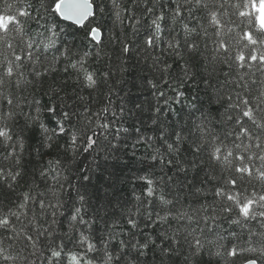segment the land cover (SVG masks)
<instances>
[{
    "label": "trees",
    "instance_id": "16d2710c",
    "mask_svg": "<svg viewBox=\"0 0 264 264\" xmlns=\"http://www.w3.org/2000/svg\"><path fill=\"white\" fill-rule=\"evenodd\" d=\"M46 2L51 3L52 0ZM30 3L32 16L20 17L23 34L13 32L9 36L16 53L23 57L21 71L24 77L16 75L6 79L5 85L0 88L13 99L12 110L17 114L14 122L9 121L13 126L12 143H15L16 134H21L24 145L23 149L19 146L15 148L16 154L21 157L22 176L12 190L7 187L10 181H0V208L5 211L9 207L14 208V202H19L25 191L35 201L43 199L49 206L42 212L38 204L30 203L27 216L13 221L19 236L0 230V247L16 258L10 261L0 258V264H48L51 258L49 247L59 245H63V253L86 256L92 260V264H104L105 248L116 257L123 253L124 258L119 264H185L191 252L189 242H193L194 237L205 244L202 253L194 259V264H224L223 259L209 254L210 251L215 252L217 242L226 248L237 246L241 250L259 248L264 244V236L259 235L264 228L259 220L232 224L230 221L235 217V212L232 216L218 214L220 202L214 197L213 189L229 173L219 165L212 164L207 152H201L197 157L192 151L193 141H198L201 135L197 126L205 118V127L212 129L213 134H218L222 139L226 133L238 131V126L226 119L229 114L235 116V110L228 108L229 95L233 100L238 93L254 99L264 89V73L255 68L239 69L231 61L229 67L224 62L225 57L215 53L213 41L217 39L214 35L216 29L209 24L208 9L185 4L184 0H119L120 8L124 11L121 19L117 20L111 0H95L96 5L105 11L100 12L96 7L95 16L83 27L51 13L47 15L46 19L56 24L57 33L54 37L56 46L49 51L40 43L41 37L35 35L37 32H44L45 37L51 35L39 28L35 20L37 12L44 15L43 10L39 7V0H30ZM178 3L183 5V14L173 24L171 17ZM7 4L12 5L13 14L18 8L27 7L25 0H0V10L6 11ZM148 8L154 11L150 13ZM221 11L230 13L231 9L226 7ZM161 12L168 18L162 22L165 28L162 38L157 41L156 47L146 48L144 40L153 30L151 19ZM228 19V16L221 15L222 22L227 23ZM185 23L197 30L190 37L199 44V51L193 56H189L185 47ZM97 25L102 33L100 45H96L89 35L90 27ZM134 27L138 31H134ZM204 29H207V35ZM32 38L40 46L28 49L27 42ZM173 38L180 41L182 57L168 48L167 41ZM224 39L228 40L229 37L224 36ZM121 40L134 45L130 53L121 52ZM65 48L69 50L67 58L61 55ZM56 49H60V52ZM29 51L33 54L32 61L27 58ZM85 51L91 53L85 58V67L95 72L96 84L92 88L85 86L77 70L66 68L70 63L79 61ZM0 53V63L4 62V55L14 59L11 51L2 45ZM231 55L234 56L235 51ZM54 56L57 57L55 62ZM36 57H39L38 61ZM186 64L189 65L187 77L184 74ZM49 65L54 66L55 71L45 74L44 69ZM165 65L170 67L162 72ZM34 68L42 75L35 76ZM18 79L20 82L17 85ZM150 80L157 87L153 88ZM245 83L247 88L243 87ZM17 102L19 107L15 106ZM0 108L8 111L6 101L0 100ZM49 108H53L54 112H49ZM36 109L40 110L39 122L26 126L25 114L36 115ZM63 112H69L71 119L63 120ZM153 120H156L155 124ZM39 123L44 124L49 135L55 133L51 140L46 139ZM61 123L66 129L64 134L59 133L58 125ZM103 123H108L109 128L103 129ZM246 126L251 127L250 123ZM161 129L167 142L174 143L175 133H182L178 153L167 151L165 139H161ZM73 131L78 135L76 151L69 150ZM89 136L96 140V144L84 151ZM233 139L228 137L226 143L231 145ZM244 142L247 143V140ZM157 150L165 161L173 159L179 167L177 163L162 166L159 161H153L151 156L157 154ZM5 154L4 148L0 147V167L5 171H15V158L5 160ZM194 159L198 165L195 168L191 166ZM57 160L60 161L59 165L55 163ZM201 160L203 164H200ZM49 161H52L51 165ZM255 163L259 166L258 160ZM180 167L185 168L186 174L179 171ZM45 169L48 170L47 175L42 177L40 173ZM210 173L216 177V181L208 179ZM149 174L156 178L157 195L163 189L167 198L174 199L173 205L164 206L158 201L141 205L137 201L136 197L143 196L147 186L139 177ZM168 176L174 177L171 183L166 179ZM160 177L165 178L163 184L159 182ZM178 184L184 187L179 188L177 195ZM197 188L202 191L196 192ZM240 189H246L248 194L253 190L257 194H264V184L255 179H244ZM78 194L85 195L83 204ZM57 199L61 207L56 209V224L50 228L53 219L51 205H55ZM144 199L147 201L146 197ZM76 207H81V215L90 221L89 225L71 221ZM213 208L217 210L215 213ZM149 212L152 213L151 219ZM168 212L174 216L186 213L192 220L170 217L164 222L156 215L164 216ZM216 214L218 218L215 224L203 219L206 215ZM129 217L137 221L138 227L132 228L127 223ZM44 229L52 231V236L47 233L38 235ZM25 233L39 241L35 249L26 240ZM81 233L88 237L83 246L79 243ZM109 233L115 239H111ZM174 235L178 243L170 239ZM120 240L125 241L127 247L121 249ZM137 241L150 244L145 255H138L131 247ZM88 242L95 244V251L87 252ZM170 246L176 250L174 254L161 252V248ZM254 255L241 252L234 260L229 258V264H243ZM54 264H69V261L65 256L54 261Z\"/></svg>",
    "mask_w": 264,
    "mask_h": 264
},
{
    "label": "snow or ice",
    "instance_id": "6c2138e0",
    "mask_svg": "<svg viewBox=\"0 0 264 264\" xmlns=\"http://www.w3.org/2000/svg\"><path fill=\"white\" fill-rule=\"evenodd\" d=\"M27 4L26 8H18L16 13L13 14L11 11V4H7V10H0V45L5 49L11 51V55L14 59H9L7 55H4V62L0 63V88H2L6 79H10L16 75L20 78L24 77V73L21 71L23 68V57L16 53L14 45L9 39L11 33L15 32L18 34H23V24L20 20V17H31L32 13L29 9L32 8L30 0H25ZM185 4L193 5L194 7H202L208 9V18L210 26H213L216 31L214 35L217 37L213 41L215 44V53L222 54L225 57L224 62L231 67L232 63H235L237 68L249 70L255 68L257 71L264 73V0H184ZM112 8L115 10L114 14L117 20L121 19V14L123 9L120 8L119 0H111ZM211 5V6H210ZM39 7L43 10L44 15H40L37 12L35 17L36 23L39 28H43L45 32H50L51 35L45 37L44 32H37L35 35L41 37L40 43L45 50H51L56 46V37L57 33L55 31L56 24L54 22H49L46 17L49 13L53 14L56 17L61 18L64 21H71L72 23L80 26H85V21H90V17L95 16L94 9L99 7L96 5L95 0H52L51 3H47L46 0H39ZM231 9V12L221 11L225 8ZM182 4H177L173 9V16L171 17V22L174 24L179 18L182 17ZM100 12H104L103 7H99ZM148 12H153L152 8L147 9ZM191 11V9H189ZM221 15H226L229 17L227 23L222 22ZM132 18V17H130ZM168 18L166 15L161 12L158 15H155L151 19L152 31L145 38L144 45L146 48L156 47L157 41L160 40L162 32L165 28L162 26V22L166 21ZM44 23H40V21ZM139 24V21H137ZM185 32V47L189 56L197 54L199 51V44L195 39H191L193 34L196 33L195 27H189L188 24L183 25ZM226 29V31H224ZM134 31H138L134 27ZM205 35H207V29H204ZM89 35L91 39L95 41L96 45L102 43L101 40V29L99 25L94 26L90 29ZM224 36H228L229 39L225 40ZM46 41V42H45ZM122 47V53H130L134 45H130L126 40L120 41ZM168 48L172 50L176 55L182 57V53L179 51L181 44L180 41L173 38L167 41ZM34 46L39 47L35 38L29 39L27 42V48L32 49ZM57 52H60V49H56ZM68 49L65 48L61 55L67 58ZM235 51V55L231 53ZM2 54V53H0ZM91 55L90 52L85 51L81 56L80 60L74 63H70L67 67H71L77 70L83 78L85 86L92 88L96 84L95 72L89 71L85 67V58ZM27 58L32 61L33 54L32 52H27ZM216 58L215 56L213 57ZM36 60H39V57H36ZM53 61H57V57H53ZM170 65H165L161 71H167ZM48 71H55V67L49 65L48 68L44 69L46 74ZM34 75L39 77L42 75L40 71L33 69ZM184 74L187 77L189 75V65L184 66ZM227 75V74H226ZM241 80L244 79L243 76L240 77ZM19 79L16 81L17 85L19 84ZM153 88L157 85L153 81H149ZM255 83V81H253ZM244 88H247L248 85L245 83ZM163 95V93H160ZM0 100H4L7 103L8 111H5L3 108H0V147L4 148L5 155L4 159L15 158L16 170L5 171L0 167V181H10L7 184L9 190L13 189V185L18 182V178L22 176L21 169V157L16 154L15 148L19 146L20 149H23L24 145L20 139L21 134H16L17 138L15 143L13 126L9 121H15L16 112L12 110L14 101L9 96L5 95L0 91ZM228 108L235 110V116L229 114L226 119L228 121H233L235 125L238 126V131L228 132L225 134L224 139H222L218 134H213L212 129L205 127V120H202L201 123L197 126L201 132L198 141H193L192 151L194 156H199L201 152H207L209 161L214 165H219L222 170H226L229 175L222 178V182H217L216 186L213 189L214 197L220 202L218 214H227L232 216L233 212L236 213L235 217L231 219L232 224H244L249 220H259L261 227L264 228V194H257L254 190L248 194L247 190H241L240 184L244 179L251 181L252 179L260 181L264 184V89H262L259 94L254 99H249L247 96H241L237 94L235 100L232 96H228ZM16 107H19V102L16 103ZM137 107H140L137 105ZM39 109H36V115L25 114V125L36 124L39 122ZM49 112H54L53 108L48 109ZM107 112V109H104ZM159 112V109H156ZM63 120H70L71 114L69 112H63ZM210 122V121H209ZM153 123H156V120H153ZM247 123H250L251 127L246 126ZM39 127L45 132L46 139L51 140L52 135H49V130L44 126L43 123H39ZM59 133L64 134L66 132L64 124H59ZM103 129H108L109 124L103 123L101 125ZM255 130V134H254ZM125 132L128 129H124ZM163 129H161V139H165L163 135ZM139 132V129H137ZM228 137H234L231 145L226 143ZM71 143L69 144V150L76 151L78 135L77 132L73 131L71 133ZM183 136L182 133H175V142H167L166 148L169 153H178V145L182 142ZM247 140V143L244 141ZM96 144V140L92 136L87 137V146L84 148V151H88ZM115 148V145L112 146ZM8 149H12L9 151ZM151 159L153 161H159L161 165H173L178 162L173 159L164 160L163 156L159 154L152 155ZM259 161V166L256 165L255 161ZM59 165L60 161L55 162ZM204 161L201 160L200 164H203ZM49 164H52V161H49ZM193 168L197 167L196 160L194 159L191 162ZM55 170V169H53ZM179 171L185 172L186 170L183 167L179 168ZM48 170L45 169L41 171L40 175L46 176ZM59 175V172H57ZM88 179V177H84ZM140 180L146 183V188L144 189L143 196H137V201L142 205L147 202L151 204L154 201H158L161 205L169 206L173 205L174 199H169L163 194V189L160 190V194L156 193V178L152 177L151 174L139 177ZM167 181L171 183L174 180V177L168 176ZM210 181H216V177L211 173L208 176ZM159 182L163 184L165 182L164 177L159 178ZM184 187L183 184L177 185V195L179 194V188ZM202 189L197 188L196 192H201ZM79 201L81 204L85 202V195L78 194ZM144 197L147 198L145 201ZM30 203L38 204V207L43 210L48 207L43 199L35 201L34 198L25 191L22 194V199L19 202H14L15 207H9L6 211L3 208H0V230L5 232L10 231L15 233L16 236H19L20 233L17 232L15 224L13 221H20L22 216H27V209ZM53 211L51 216L53 217L51 225L56 224V209L61 207L60 200L57 199L55 205H51ZM24 210V211H21ZM139 211V208L137 209ZM217 210L213 208L215 213ZM81 207H76L74 209V214L71 216V221L78 222L80 225H89L90 221L86 220L81 215ZM218 214L216 215H206L203 219L207 222L209 220L215 224ZM159 216L161 221L166 222L170 217L173 219H184L192 220V217L187 216L186 213H179L178 215H173L171 212H168L164 216H160L159 213H156ZM149 219L152 217V213H148ZM33 223L35 222V214L33 215ZM127 223L132 226V228L138 227L137 221L131 217L127 220ZM23 231V228L21 229ZM195 232V229H193ZM45 233L48 236H52V231L49 229H44V232H38V235H44ZM203 233V229H201ZM260 236H264V232L259 233ZM111 239H115L114 236L109 233ZM25 238L28 242H31L32 247L35 249L39 243L38 240H34L31 235L25 233ZM173 242L178 243L175 235L170 238ZM220 239H223L221 237ZM88 241V237L81 233L79 243L83 246L84 242ZM208 243H213L209 241ZM121 249L127 247L125 241H119ZM131 247L135 249L138 255H145V250L149 249L150 244L148 242L137 241L136 244H132ZM189 248L191 249L190 257L186 260L185 264H194V259L198 257L205 248L204 242L197 237H194L193 242H189ZM223 249V251H221ZM96 250L95 244L88 242L87 243V252H93ZM51 253V258L48 260V264H54V261L61 260L65 256L67 257L69 264H92L91 259H87L86 256H81L80 254L73 253H63V245L57 247H49ZM175 249L173 247L161 248V252L166 254H174ZM241 252H250L255 255L247 258L244 261V264H264V244H261L259 248L257 247H248L246 249H239L237 246H233L230 249L226 248L225 245L216 243L215 252L210 251L209 254H214L216 257H219L224 260V264H229V258L234 260L237 258ZM35 254V253H33ZM104 264H119L123 260V253L120 257H116L113 253L109 252L107 248L104 249ZM0 258L4 261L15 260L16 258L10 254H6V250L0 247Z\"/></svg>",
    "mask_w": 264,
    "mask_h": 264
},
{
    "label": "water",
    "instance_id": "95a60500",
    "mask_svg": "<svg viewBox=\"0 0 264 264\" xmlns=\"http://www.w3.org/2000/svg\"><path fill=\"white\" fill-rule=\"evenodd\" d=\"M91 18V17H90ZM67 22H70V23H72L71 21H67ZM87 21H85L84 23H86ZM74 24V23H73ZM76 25V24H75ZM78 26H80V25H78ZM244 264V263H243Z\"/></svg>",
    "mask_w": 264,
    "mask_h": 264
}]
</instances>
